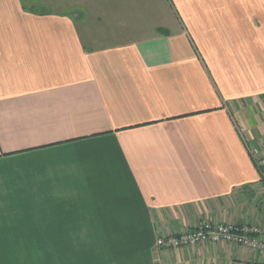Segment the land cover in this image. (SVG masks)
I'll list each match as a JSON object with an SVG mask.
<instances>
[{
    "label": "crops",
    "instance_id": "0c3cea01",
    "mask_svg": "<svg viewBox=\"0 0 264 264\" xmlns=\"http://www.w3.org/2000/svg\"><path fill=\"white\" fill-rule=\"evenodd\" d=\"M241 127L264 144V0H0V264L264 260L156 246L264 233Z\"/></svg>",
    "mask_w": 264,
    "mask_h": 264
},
{
    "label": "built area",
    "instance_id": "2783aa9c",
    "mask_svg": "<svg viewBox=\"0 0 264 264\" xmlns=\"http://www.w3.org/2000/svg\"><path fill=\"white\" fill-rule=\"evenodd\" d=\"M240 134L248 149V153L261 170L260 185L264 194V144L255 147L247 137V131L241 127ZM264 210V198L261 202ZM204 243H230L243 246L264 255V233L260 226L248 223H222L200 221L192 230L162 236L157 239L156 246L161 250H176L195 247ZM251 264H264V260Z\"/></svg>",
    "mask_w": 264,
    "mask_h": 264
},
{
    "label": "rangeland",
    "instance_id": "374dc122",
    "mask_svg": "<svg viewBox=\"0 0 264 264\" xmlns=\"http://www.w3.org/2000/svg\"><path fill=\"white\" fill-rule=\"evenodd\" d=\"M128 11V10H127ZM146 11H148L147 9H146V7H140V8H137V9H133L132 10V12H135L136 14L137 13H139V16L141 17V18H143V17H148L149 16V13H147ZM149 11H150V9H149ZM136 14H134L135 16H137ZM139 17V19H141ZM134 18V17H133ZM103 28H106V25H104V26H102ZM102 44H104V43H106V44H111V43H113L112 42V40H105V41H103V42H101ZM116 43V42H115Z\"/></svg>",
    "mask_w": 264,
    "mask_h": 264
}]
</instances>
